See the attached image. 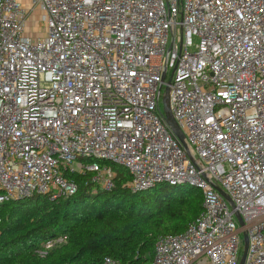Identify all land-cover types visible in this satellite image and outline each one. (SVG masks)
Returning <instances> with one entry per match:
<instances>
[{
	"label": "built area",
	"instance_id": "obj_1",
	"mask_svg": "<svg viewBox=\"0 0 264 264\" xmlns=\"http://www.w3.org/2000/svg\"><path fill=\"white\" fill-rule=\"evenodd\" d=\"M113 167L133 194L200 190L150 264H238L242 231L264 264V0H0V204L67 199L75 176L110 191Z\"/></svg>",
	"mask_w": 264,
	"mask_h": 264
},
{
	"label": "trees",
	"instance_id": "obj_2",
	"mask_svg": "<svg viewBox=\"0 0 264 264\" xmlns=\"http://www.w3.org/2000/svg\"><path fill=\"white\" fill-rule=\"evenodd\" d=\"M114 187L104 191L86 177L67 199L45 196L0 204V264H150L156 239L176 235L201 213L194 188L160 185L141 193L126 188L129 175L119 167ZM66 236L65 244L39 258L33 250Z\"/></svg>",
	"mask_w": 264,
	"mask_h": 264
},
{
	"label": "water",
	"instance_id": "obj_3",
	"mask_svg": "<svg viewBox=\"0 0 264 264\" xmlns=\"http://www.w3.org/2000/svg\"><path fill=\"white\" fill-rule=\"evenodd\" d=\"M169 83V81L167 82V84ZM168 89L165 88V92H167ZM162 112H163V117L166 121V123L168 125H170L174 131H175V135L177 136V138L183 142V136L180 132V130L178 129L174 119L171 116V113L168 109V106L166 104V100L165 97H163L162 99ZM217 191L219 192V194L230 204L231 207H233L232 203L230 202L229 198L227 197V195L221 191L220 189L217 188ZM236 219L239 223L240 226H242V221L240 219V217L238 215H236ZM242 234V241H243V249H242V255L240 257L239 263L238 264H243L244 263V259H245V255H246V250H247V235L244 231L241 232Z\"/></svg>",
	"mask_w": 264,
	"mask_h": 264
},
{
	"label": "rangeland",
	"instance_id": "obj_4",
	"mask_svg": "<svg viewBox=\"0 0 264 264\" xmlns=\"http://www.w3.org/2000/svg\"><path fill=\"white\" fill-rule=\"evenodd\" d=\"M23 1H26V0H23ZM25 4V3H24ZM27 8H30V6H27ZM26 27L29 28V29H32L31 32L33 33H37L35 30L33 31V29H35L37 27V22H38V12H37V9H33L32 11H30V13L28 14L27 16V19H26ZM39 29V28H37ZM28 30V29H27ZM170 75V71H168V77ZM167 77V78H168ZM163 92H164V89L162 90V93H161V97L163 95ZM160 107H161V110H162V105H161V102H160ZM200 190H197L195 189L194 191V197H197L198 195H200ZM242 249H243V241H242V245H241V248L239 250L240 252V257L242 255Z\"/></svg>",
	"mask_w": 264,
	"mask_h": 264
},
{
	"label": "crops",
	"instance_id": "obj_5",
	"mask_svg": "<svg viewBox=\"0 0 264 264\" xmlns=\"http://www.w3.org/2000/svg\"><path fill=\"white\" fill-rule=\"evenodd\" d=\"M23 3H25V4H27L28 3V0H26V1H23V0H21Z\"/></svg>",
	"mask_w": 264,
	"mask_h": 264
}]
</instances>
